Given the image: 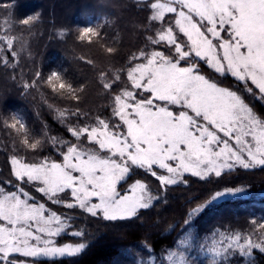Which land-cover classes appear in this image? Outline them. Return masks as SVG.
<instances>
[{"label": "snow or ice", "instance_id": "obj_1", "mask_svg": "<svg viewBox=\"0 0 264 264\" xmlns=\"http://www.w3.org/2000/svg\"><path fill=\"white\" fill-rule=\"evenodd\" d=\"M142 2L149 10L150 34L127 68L102 82L109 115L89 118L79 110L55 109L71 139L47 132L30 138L25 132L23 144L33 152L49 145L56 156L9 158L12 179L0 182V264H57L82 255L91 238L76 227L77 210L97 220L132 221L157 202L167 203V190L186 186L188 176L206 181L240 169H264V117L247 99L264 104V0ZM34 20L35 15L21 22ZM95 35L93 27L80 30L81 39ZM6 43L11 50L13 41ZM0 63L14 66L4 56ZM55 73L46 82H58L72 95V84ZM226 77L236 86H224ZM5 123L26 128L15 114ZM243 191L225 188L191 208L187 230L161 264H193L187 253L194 234L188 226L211 204ZM66 236L76 239L63 240ZM208 240L199 245L206 264H227L236 256L254 264V253L264 254V231L217 229ZM144 247L148 258L136 264H157L153 248L147 242Z\"/></svg>", "mask_w": 264, "mask_h": 264}, {"label": "trees", "instance_id": "obj_2", "mask_svg": "<svg viewBox=\"0 0 264 264\" xmlns=\"http://www.w3.org/2000/svg\"><path fill=\"white\" fill-rule=\"evenodd\" d=\"M8 12L13 20L39 15V20L46 19L55 25L61 21L62 27L60 31L55 29L54 33L47 24L48 37L43 39L44 44L37 55L35 52L24 55L21 61L15 59L6 42L0 39V49H3L0 56L14 65L0 63V182L12 179L9 158L13 154L36 158L56 156L49 145L40 152L28 149L23 144L25 132L30 138H43L47 132L71 139L67 129L54 117L55 109L79 110L89 118L108 116L110 97L100 84L96 65H92L91 60L101 56V61L116 65L119 70L126 69L129 57L134 53L130 49L136 45L143 48L147 43L145 37L150 34L147 26L149 10L142 0H0V21ZM86 27H93L97 35L81 39L80 30ZM3 35L10 37V30L2 31ZM91 41L97 47L90 50L83 47ZM73 43H78V49L72 47ZM52 72L59 73L62 82L72 84L76 91L70 95L59 89L58 82L49 85L46 81ZM221 82L224 86H236L229 77ZM26 83L36 86L26 90L23 87ZM247 99L264 117V105L251 97ZM13 114L22 117L25 130L13 129L5 123ZM187 178L189 183L186 186H171L167 190L163 197L167 203L157 202L155 207L142 211L141 216L132 221L97 220L75 211L73 214L79 215L76 227L84 228L89 234L90 247L79 257L64 259L57 264H136L138 259L148 258L145 242L153 248L152 255L157 258V264H161L165 251L174 248L187 230L184 224L186 213L225 188L239 187L244 191L211 204L188 226L194 234L193 249L187 253L193 264H206L207 257L199 253V245L210 243L208 238L217 229L242 234L264 231L259 228L264 224V169H240L206 181L191 176ZM157 183L153 181V184ZM35 195L40 198L38 193ZM74 239L63 237L66 241ZM254 257V264H264V254L256 251ZM227 264L245 262L236 256Z\"/></svg>", "mask_w": 264, "mask_h": 264}, {"label": "rangeland", "instance_id": "obj_3", "mask_svg": "<svg viewBox=\"0 0 264 264\" xmlns=\"http://www.w3.org/2000/svg\"><path fill=\"white\" fill-rule=\"evenodd\" d=\"M11 16H12V14L9 12L7 13L6 16H2V18H4V20L0 21V39L4 42H6V39H11L13 41V47L11 49V53L15 52L16 53L15 59H20V61L22 60V57L24 55L27 56L31 53L33 54L34 52L36 54L37 51L41 48V46L44 44L43 39L45 37L46 38L48 37L47 24L52 27L51 29H53L54 33H55V29H57V31H60V29L62 27L61 21H58L57 24L55 25L52 23H48L46 21V19L42 20V21L39 20L40 19L39 15L37 16L36 20L31 21L28 25L23 24L21 22L22 20L11 19ZM8 30H10V37H9V35L1 36L2 31H8ZM71 33L73 34L72 31H71ZM72 34H71V37H73ZM65 44L68 45V42H66ZM71 45L73 48L78 49V43H73ZM83 47L90 50V49H94L95 47H97V45L95 42L91 41V43H86ZM139 50H140V47L138 45L133 46L132 49H130V51L131 52L133 51L134 53L138 52ZM43 51H44V49H43ZM83 56L88 58L85 55H83ZM101 60H102V58L100 56V58L98 57V58L94 59V61L91 60V64L96 65L95 68L97 69V73H98L97 78H98L100 84L102 85V82H104V81L110 82L114 73L119 69L116 67V65L114 66L113 64H108L107 62L101 61ZM229 78H231V77H229ZM231 79H233V78H231ZM116 86L117 85H114V87H116ZM105 91L108 92V90H105ZM53 114H54V117L56 118L55 111H53ZM26 156L30 160L36 158V157H32V156L29 157V155H26ZM74 215L77 218L79 217V215H77V214H74Z\"/></svg>", "mask_w": 264, "mask_h": 264}, {"label": "clouds", "instance_id": "obj_4", "mask_svg": "<svg viewBox=\"0 0 264 264\" xmlns=\"http://www.w3.org/2000/svg\"><path fill=\"white\" fill-rule=\"evenodd\" d=\"M55 74L59 75V73H55Z\"/></svg>", "mask_w": 264, "mask_h": 264}]
</instances>
